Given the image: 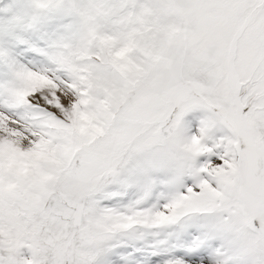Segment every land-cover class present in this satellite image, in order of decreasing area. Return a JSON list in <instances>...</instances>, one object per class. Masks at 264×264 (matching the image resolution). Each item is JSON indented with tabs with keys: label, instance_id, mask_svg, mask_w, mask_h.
<instances>
[{
	"label": "snow or ice",
	"instance_id": "snow-or-ice-1",
	"mask_svg": "<svg viewBox=\"0 0 264 264\" xmlns=\"http://www.w3.org/2000/svg\"><path fill=\"white\" fill-rule=\"evenodd\" d=\"M0 264H264V0H0Z\"/></svg>",
	"mask_w": 264,
	"mask_h": 264
}]
</instances>
